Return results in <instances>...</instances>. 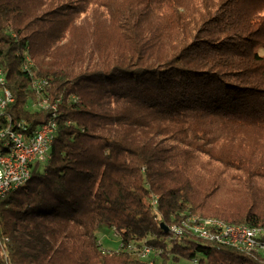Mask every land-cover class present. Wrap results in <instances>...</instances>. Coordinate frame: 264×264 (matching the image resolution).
<instances>
[{
	"label": "trees",
	"instance_id": "obj_1",
	"mask_svg": "<svg viewBox=\"0 0 264 264\" xmlns=\"http://www.w3.org/2000/svg\"><path fill=\"white\" fill-rule=\"evenodd\" d=\"M0 66L5 117L57 124L0 197V264H149L102 253L104 223L161 249L151 264H264L169 230L188 215L264 226V0H0Z\"/></svg>",
	"mask_w": 264,
	"mask_h": 264
},
{
	"label": "built area",
	"instance_id": "obj_2",
	"mask_svg": "<svg viewBox=\"0 0 264 264\" xmlns=\"http://www.w3.org/2000/svg\"><path fill=\"white\" fill-rule=\"evenodd\" d=\"M46 83L43 79L34 80L32 83L36 92L44 88ZM13 96L4 82V71L0 66V123L3 122L5 114L3 112V103H11ZM44 101H48L44 97ZM54 105V104H53ZM36 107V103L33 104ZM52 127L50 118L38 125L35 129H28L23 121L16 122V127H10L5 134L8 140L18 141V148L0 152V197L8 192L13 184L20 182L26 173L31 172V166L37 161L45 160V143L48 141L49 132ZM5 143V141H2ZM202 225V232L190 233L201 240L206 241V233L208 230L219 231L224 238L234 239V246L242 251V244H249L252 249L256 246H264V237L252 236L245 234L242 230L238 232H228L220 225ZM172 234L175 236L180 235V229L172 228ZM115 246L106 247L103 242L97 239L98 248H105L110 251L132 253L134 257L140 259V254H147V262L151 264L155 257L161 252V249L151 245L142 244L132 241V250L124 251V240L117 228H111ZM243 252V251H242ZM193 264H199L193 262Z\"/></svg>",
	"mask_w": 264,
	"mask_h": 264
},
{
	"label": "bare ground",
	"instance_id": "obj_3",
	"mask_svg": "<svg viewBox=\"0 0 264 264\" xmlns=\"http://www.w3.org/2000/svg\"><path fill=\"white\" fill-rule=\"evenodd\" d=\"M37 80V79H34ZM44 83H47L45 79H43ZM4 82L6 84V75L4 72ZM9 103H3V112H5V109ZM36 106L40 108L45 109H51L54 110L55 106L50 103L49 101H44V97L42 99H37ZM54 113L52 114V117H50V124L52 127L51 132H49L48 135V141L45 143V159L49 156V150L50 146L53 140V137L56 133L57 124L54 120ZM7 122H1L0 123V140L5 141V143H2L0 146V152H6L11 149L18 148V141L15 140H8L7 141V134L6 132L10 127H16V123L12 124L10 119L6 116L5 117ZM30 176V173H26L23 176V179L13 184L11 189L16 188L20 185H22ZM10 189V190H11ZM156 202V196L153 197V203ZM220 225L221 227L225 228L228 232H238L239 230H242L245 234L252 235V236H258V237H264V226H247L244 224L236 225V224H230L222 219H218L215 217H203L198 215H188L184 217L179 223L172 224L170 227L180 229V235L183 234H190L193 232H202V225ZM170 232L172 233V229H170ZM206 241L207 242H215L222 245H229L234 246V239L231 238H224L222 234H220L219 231L215 230H208L206 233ZM102 253L105 254H112V253H120L116 251H110L105 248H98ZM132 250V241H125L124 242V251H131ZM242 251L249 254H256L260 252H264V246H256V249H252L249 244H242ZM133 256L132 253H128ZM140 260H144L147 262V254H140ZM193 262L199 263L197 259H193Z\"/></svg>",
	"mask_w": 264,
	"mask_h": 264
},
{
	"label": "rangeland",
	"instance_id": "obj_4",
	"mask_svg": "<svg viewBox=\"0 0 264 264\" xmlns=\"http://www.w3.org/2000/svg\"><path fill=\"white\" fill-rule=\"evenodd\" d=\"M94 20L95 19L90 18L89 23L87 22L86 25L82 26L83 28L79 29V32L77 31L76 38H78V41L81 44H86V41L90 40V35L92 36V33H93ZM227 196L228 194H225L223 197L227 199ZM208 217H215V216H208ZM215 218H218V217H215ZM236 225H240V224H236ZM96 235H97V239L101 240L104 246L106 247L115 246L112 231L107 224L105 223L102 224L100 228L97 230ZM179 264H193V263L191 260H181Z\"/></svg>",
	"mask_w": 264,
	"mask_h": 264
},
{
	"label": "water",
	"instance_id": "obj_5",
	"mask_svg": "<svg viewBox=\"0 0 264 264\" xmlns=\"http://www.w3.org/2000/svg\"><path fill=\"white\" fill-rule=\"evenodd\" d=\"M161 226L163 227V229L167 232L168 227L166 225H164L163 223L161 224Z\"/></svg>",
	"mask_w": 264,
	"mask_h": 264
}]
</instances>
